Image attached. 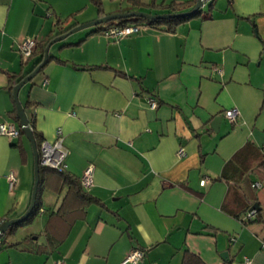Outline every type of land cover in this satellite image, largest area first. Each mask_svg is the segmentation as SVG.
<instances>
[{
	"label": "crops",
	"instance_id": "obj_1",
	"mask_svg": "<svg viewBox=\"0 0 264 264\" xmlns=\"http://www.w3.org/2000/svg\"><path fill=\"white\" fill-rule=\"evenodd\" d=\"M101 3L102 16L138 9L129 0ZM208 15L173 32L143 24L114 40L85 30L50 45L54 58L18 98L43 140L61 131L69 173L80 178L93 166L85 190L102 205L89 204L56 247L31 249L32 241L46 245L64 193L44 190L31 223L0 245V264H121L134 248L144 253L136 264H180L184 250L206 264H264V0H213ZM65 17L62 26L100 16L89 0H0V122L19 127L6 86L32 61L18 43L43 40ZM233 106L239 116L229 122L223 111ZM33 179L25 134H0V221L27 209ZM250 208L257 219H244Z\"/></svg>",
	"mask_w": 264,
	"mask_h": 264
},
{
	"label": "trees",
	"instance_id": "obj_2",
	"mask_svg": "<svg viewBox=\"0 0 264 264\" xmlns=\"http://www.w3.org/2000/svg\"><path fill=\"white\" fill-rule=\"evenodd\" d=\"M97 9L99 16L101 17L102 12V3L101 0H89ZM130 4L134 7H137V10H141L144 8L148 9V13L152 14H160V13H180L191 11L194 7L196 0H187V1H165L162 0L156 3V0H150L147 5H142L139 0H129ZM212 2L213 0L209 1L207 9H204L203 6L185 16L174 17V18H156V19H145L142 17H130V18H123V19H116L110 20L105 22L103 25L99 24L95 27L89 29L86 35L93 34V33H102L105 29L111 26H123L127 24H144L149 27L160 28L169 32H173L177 25L187 19H190L195 16H202L203 18H207L208 13L212 10ZM67 19V17L63 19H56L55 22V32L49 34L46 38L41 41L36 42V45L32 51V53L25 59L31 60L32 63L28 70L21 72L17 75H11L8 85L6 86L8 90L12 93V88L14 84H16L23 76L29 73L36 65H38L43 57L44 48L49 40L54 38L57 35L67 32L72 27L76 26L78 23H71L66 26H62L63 22ZM81 39L74 44L80 43ZM49 59L54 58L52 56L48 57ZM55 60L63 62L59 58L55 57ZM84 68H95L99 66H90ZM106 67V66H105ZM43 68V67H42ZM42 68L40 70H42ZM32 103L30 101L26 102L24 108H27ZM10 116L13 117L17 122L19 121L17 112L13 109L10 112ZM30 126L32 128V134L35 139L37 150L39 151V147L41 141L43 140L41 135L35 130L33 122L29 120ZM24 135L21 131L19 132V136ZM262 169L264 170V162L261 163ZM51 189L53 192H61L64 190L63 197L59 206L50 214L48 219L49 226L51 228L45 229V236H46V245H34L35 242L32 241L33 247L31 249L36 250H47L56 247L67 235L68 230L71 228L72 224L75 220L83 218L86 214V208L89 204H99L102 205L99 199L89 194L80 184V178L75 177L67 170H57L53 168H48L39 165V183L37 188V195L34 207L32 208L29 215L22 221L14 223L11 225L8 230L3 234L0 239V245L5 242L7 236L13 234L19 227L26 226L34 219V217L38 214L40 207L42 206V192L44 190ZM21 214H13L12 216H6L4 219L18 217ZM257 215V216H256ZM256 219L259 217L258 212L255 213ZM254 216V218H255ZM249 221L252 219H248ZM0 221V222H1ZM244 222V221H243ZM247 222V221H246ZM245 223V222H244ZM31 242L30 238L26 239ZM20 242H11L5 246H15L19 247ZM42 247V248H41ZM48 247V248H47ZM29 250V248H28ZM180 264H206L198 254L184 250L181 257Z\"/></svg>",
	"mask_w": 264,
	"mask_h": 264
},
{
	"label": "built area",
	"instance_id": "obj_3",
	"mask_svg": "<svg viewBox=\"0 0 264 264\" xmlns=\"http://www.w3.org/2000/svg\"><path fill=\"white\" fill-rule=\"evenodd\" d=\"M143 24H127L123 26H111L105 29L102 33L114 40H118L122 37L128 36L136 32ZM36 45V40L33 38H26L18 43V51L22 59H26L32 53ZM264 52V49H263ZM218 72L220 69L216 68ZM47 79H44L42 84H46ZM149 104L151 107H156L157 103L153 99H149ZM239 116V110L237 107L233 106L223 111V117L229 122L237 121ZM20 132V127H18L14 122L4 120L0 122V134L5 135L9 138L18 137ZM57 136L53 141L42 140L39 147V165L57 169L59 171L66 170V156L67 149L62 144L61 131L58 129L56 132ZM178 156L184 155V149L179 147L177 150ZM93 177V166L88 165L82 172L80 176V184L84 189H87L92 184ZM8 185L10 188L14 186L16 181L15 175L12 172L7 174ZM206 179H202L201 183L204 184ZM253 187H260L259 181H254L251 184ZM255 216V209L250 208L244 213V219H252ZM144 253L142 250L134 248L129 251V253L124 257L121 264L131 263L136 264L142 257ZM55 264H65L61 260H57Z\"/></svg>",
	"mask_w": 264,
	"mask_h": 264
},
{
	"label": "water",
	"instance_id": "obj_4",
	"mask_svg": "<svg viewBox=\"0 0 264 264\" xmlns=\"http://www.w3.org/2000/svg\"><path fill=\"white\" fill-rule=\"evenodd\" d=\"M204 1L205 0H196V3L194 5V7L191 9V11L180 12V13L152 14V13H148V12L141 11V10H131V11H124V12H118V13H112V14L104 15L101 17H97L96 19H93L92 21L82 23V24H78V25L72 27L67 32L62 33L60 35H57L47 42V44L44 48L43 57H42L41 62L38 65H36L29 73H27L25 76H23L16 84H14V86L12 88V98H13V101L15 103V109H16L17 116L19 119V127H20L21 131L25 134L26 138L29 140L30 145H31V149H32V153H33V177H34V179H33V185H32V190H31L30 202L28 204L27 209L18 217L4 219L0 222V239L11 225H13L14 223L20 222L26 218L29 215V213L31 212V210L35 204L36 195H37V188H38V183H39V154H38V150L36 147L35 139H34L33 134H32V128H31L30 123H29V118H28L26 112L24 111L20 101H19L18 92H19L20 88L25 83L30 81L40 71V69L43 67V65L48 61V50H49L50 45L57 42V41L64 39L66 36H68L69 34H71L73 32H76V31L84 29V28L93 27V26L99 25L101 23L108 22L110 20L130 18V17H142L145 19H156V18H174V17L185 16V15H188L192 12H195L196 10L201 8L203 6ZM220 120H221L220 115L215 116L211 120L210 126L216 130V128H217L216 126H218V123L220 122ZM255 206H256L255 204L252 205V207H255ZM227 254L228 253L226 251H224V252L220 253V256L222 258H224L227 256Z\"/></svg>",
	"mask_w": 264,
	"mask_h": 264
},
{
	"label": "rangeland",
	"instance_id": "obj_5",
	"mask_svg": "<svg viewBox=\"0 0 264 264\" xmlns=\"http://www.w3.org/2000/svg\"><path fill=\"white\" fill-rule=\"evenodd\" d=\"M105 7L106 8H111L112 6H111V4H109V2H106L105 3ZM206 9V8H205ZM141 11H145V12H147L148 11V9L147 8H144V9H141ZM104 23H101V25H103ZM93 27H95V26H93ZM93 27H88V28H84V29H81V30H78V31H76V32H73V33H71L70 35H68V36H71V35H73V34H75V33H78V32H81V31H85V30H89V29H91V28H93ZM67 36V37H68ZM65 39V38H64ZM63 40V39H62ZM59 42H61V41H59ZM56 43V42H55ZM54 44V43H53ZM51 52H53V50H51L50 51V53Z\"/></svg>",
	"mask_w": 264,
	"mask_h": 264
}]
</instances>
